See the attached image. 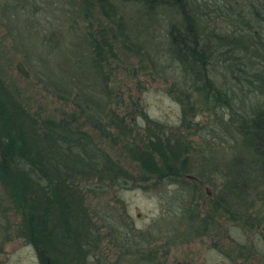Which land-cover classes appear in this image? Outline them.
Returning <instances> with one entry per match:
<instances>
[{"label": "trees", "instance_id": "16d2710c", "mask_svg": "<svg viewBox=\"0 0 264 264\" xmlns=\"http://www.w3.org/2000/svg\"><path fill=\"white\" fill-rule=\"evenodd\" d=\"M119 2L136 5L149 17L163 12L161 20H170L160 58L175 64L184 79L182 86L187 85L180 88L175 81L170 85V94L177 90L173 97L181 107L183 98L188 103V109L182 107L183 121L192 114L190 97L215 113L220 107L231 111L228 123L210 126L215 138L222 127L228 134L231 130L228 140L217 138L221 142L212 144L215 152L227 151L229 158L219 167L213 154L214 173L220 182L210 207L233 222L264 230V0H201L196 8L200 16L191 11L194 0ZM69 3L77 5L75 11L70 10L71 28L58 36L59 42H52L58 43L56 50L66 41L78 49L67 59L75 71L58 75L56 81H50V76L43 80V89L47 87L60 104L58 118L30 115L0 77V218L7 222L9 196L20 211L19 237L33 247L38 264H106L101 229L91 223L90 215L97 212L89 205L94 200L99 203L107 187L124 189L125 184L144 183L156 189L174 184L180 191L195 194L204 187L203 172L193 168L186 143L178 134L165 132L160 138L153 133L154 138L143 142L141 131L160 132L162 125L149 120L141 104L138 107L139 101L134 100L129 112H124L113 97L109 37H121L120 42L126 39L120 17L110 8L113 3ZM96 7L103 19L117 25L114 32L103 26L92 31L85 24ZM77 30L80 32L75 34ZM66 34L69 39L64 38ZM46 46L52 47L50 41ZM163 73L167 72L158 66V75ZM250 86L257 98L247 107L249 116L244 117L233 109V96L236 90L243 96ZM108 146H117L138 161L141 176L122 168V153L111 154ZM198 157L202 160L203 154ZM211 184L216 186L214 180ZM5 229L0 223V236L7 235L0 239V252L9 240Z\"/></svg>", "mask_w": 264, "mask_h": 264}, {"label": "rangeland", "instance_id": "374dc122", "mask_svg": "<svg viewBox=\"0 0 264 264\" xmlns=\"http://www.w3.org/2000/svg\"><path fill=\"white\" fill-rule=\"evenodd\" d=\"M109 1L114 4L110 8L120 17L122 34L126 35L121 42V37H109L111 50L107 57L109 70H112L109 72V89H112L113 97L121 102L120 108L124 112H129L127 108L134 100L139 101L138 107L141 104L149 120L162 125L160 132L141 131L143 142L154 138L153 133L160 138L165 132L178 134L186 143L193 168L203 172L201 181L204 187L195 194L180 191V187L174 184L159 185L156 189L144 183L125 184L124 189L107 187L99 203L94 200L89 205L94 213L97 212L90 217L92 225L101 229L103 260L106 264H264V230L233 222L225 213L210 207L209 200L217 194L220 182L214 173V160L220 167L229 158L227 151L215 152L212 144L228 140L226 135L229 137L231 132L229 129L228 134L227 128L222 127L216 135L220 141L212 137L210 126L228 123L231 111L220 107L215 113L196 102L195 97H190L192 114H187L186 122L183 121L182 107L188 109V103L183 98L181 107L173 97L177 90L170 94V85L174 81L180 88L187 85L182 86L184 79L176 65L160 58L164 29L170 20H161L163 12L149 17L136 5L127 6L120 0ZM194 1L191 11L200 16L196 8L199 9L201 0ZM210 4L213 8L212 2ZM76 7V4H68V0H0V77L28 113L38 115L39 119L58 118L60 108L47 87L43 89V80L50 76V81H56L58 75L75 71L68 66L67 59L73 50L77 52L78 49L66 41L65 46L56 50L59 45L52 41L59 42L58 36L71 28L73 13L70 10L75 11ZM91 11L93 17H86L85 24L92 26V31L102 30L101 26L113 32L116 30L117 25L113 20L110 23L103 19L98 7ZM99 21L101 24L97 23ZM79 32L77 30L75 34ZM64 38L69 39L70 35L66 34ZM48 41L53 48L46 46ZM81 46L77 45L80 49ZM40 54L44 57L40 58ZM157 65L167 73L159 76ZM249 91L242 96L236 90L233 96V109L244 117L249 116L247 107L257 98L252 86ZM108 149L111 154L122 153L119 155L122 168L131 173L137 171L141 176L140 164L126 151L121 152L117 146H108ZM186 153H181L177 161ZM201 153L202 160L198 157ZM213 154L217 155L214 160ZM211 180L215 181V187H211ZM6 198L8 218L7 222L0 218V223L6 227L9 240L1 246L0 264H38L33 247L17 232L20 211L9 196ZM183 215L187 217L183 218ZM6 236L2 235L0 239Z\"/></svg>", "mask_w": 264, "mask_h": 264}]
</instances>
